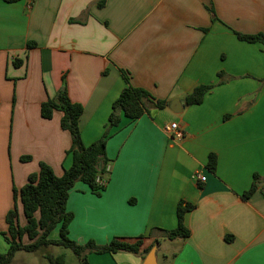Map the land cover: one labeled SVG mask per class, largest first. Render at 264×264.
I'll use <instances>...</instances> for the list:
<instances>
[{"label":"crops","instance_id":"crops-1","mask_svg":"<svg viewBox=\"0 0 264 264\" xmlns=\"http://www.w3.org/2000/svg\"><path fill=\"white\" fill-rule=\"evenodd\" d=\"M100 2L0 0V229L14 188L41 162L58 176L72 164L63 113L44 118L42 102L66 83L83 105L79 125L89 145L109 126L129 84L125 71L131 85L168 104L109 127L106 187L97 195L79 181L70 190L69 236L79 244L143 236L144 244L139 253H90L88 264H145L154 247L155 264H264V46L236 35L264 31V0ZM202 84L214 86L186 105ZM176 99L179 112L170 108ZM170 122L184 131L181 140L165 132ZM255 174L257 188L243 198ZM182 200L195 205L185 217L190 235L167 239L161 230L177 227Z\"/></svg>","mask_w":264,"mask_h":264},{"label":"trees","instance_id":"trees-1","mask_svg":"<svg viewBox=\"0 0 264 264\" xmlns=\"http://www.w3.org/2000/svg\"><path fill=\"white\" fill-rule=\"evenodd\" d=\"M6 1L16 2L19 0ZM103 1L100 2V5L104 3ZM236 35L241 40L261 43L264 46V31L252 34L236 31ZM123 75L129 84L123 88L112 104L109 126L99 139L89 145L83 142L79 125L84 109L83 105L71 100L66 83L61 86L55 97L42 102L41 115L44 118H52L55 111L63 113L61 127L71 136L72 144L67 150V154L71 155L72 164L65 169L61 176H58L48 163L41 162L39 171L31 173L27 183L20 190L14 188V206L6 214L7 229H0V234L9 244L6 252H0V264H10L17 251L34 252L49 245H59L71 249L78 257L80 264H88L89 253L140 252L144 244L143 236L133 240L114 237L107 244H98L93 239L79 244L69 236V226L74 218L73 212L67 207L70 190L79 181L88 184L92 192L97 195H100L106 187L110 162L106 153L107 141L111 135L109 127L120 125L123 116L134 120L140 118L144 113H148L151 107L162 109L168 104L167 100L155 98L149 90L131 85L130 76L125 71H123ZM213 86L209 84L197 86L185 96V104L201 103ZM22 159L28 160L30 156H24ZM216 165L217 156L215 153H211L207 168L214 172ZM257 179L258 175L255 174L252 186L243 193V198H248L255 191ZM101 180L105 182H101ZM18 200L22 203L26 220L24 225L20 222ZM194 207V204L180 201L177 208V227L171 230L160 229L165 238L173 240L186 238L190 235V229L185 224V217ZM55 229H59V238L57 239L51 238V233ZM26 237L29 241H24ZM46 257L51 264H65L64 255L47 254Z\"/></svg>","mask_w":264,"mask_h":264},{"label":"rangeland","instance_id":"rangeland-1","mask_svg":"<svg viewBox=\"0 0 264 264\" xmlns=\"http://www.w3.org/2000/svg\"><path fill=\"white\" fill-rule=\"evenodd\" d=\"M22 220L24 222V219ZM51 238H59V229H55L52 231ZM24 241H29V239L26 237ZM7 249L8 242L4 239L3 235L0 234V252H6ZM162 253L163 249L159 250V259H161ZM47 254H51L53 256L64 255L65 264H80L78 257L71 249L59 245L43 246L34 252L25 250L17 251L10 264H51L46 257Z\"/></svg>","mask_w":264,"mask_h":264},{"label":"built area","instance_id":"built-area-1","mask_svg":"<svg viewBox=\"0 0 264 264\" xmlns=\"http://www.w3.org/2000/svg\"><path fill=\"white\" fill-rule=\"evenodd\" d=\"M164 130L166 133L170 134L171 137L174 140H181L184 137V131H182L179 127V124L177 122H170L164 125ZM194 177L200 181H205L206 180V176H204L203 174H201V172H196L194 174ZM101 182H105L104 180Z\"/></svg>","mask_w":264,"mask_h":264},{"label":"water","instance_id":"water-1","mask_svg":"<svg viewBox=\"0 0 264 264\" xmlns=\"http://www.w3.org/2000/svg\"><path fill=\"white\" fill-rule=\"evenodd\" d=\"M176 105L180 107L179 110H177ZM183 105H184V103L182 100L176 99V100L172 101L170 108L175 112H179L182 110ZM155 255H156V248L154 247V248H152V250L148 254V256L145 260V264H155Z\"/></svg>","mask_w":264,"mask_h":264}]
</instances>
